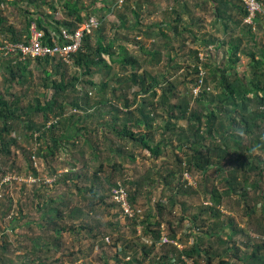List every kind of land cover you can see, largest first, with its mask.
Returning <instances> with one entry per match:
<instances>
[{
	"label": "trees",
	"instance_id": "obj_1",
	"mask_svg": "<svg viewBox=\"0 0 264 264\" xmlns=\"http://www.w3.org/2000/svg\"><path fill=\"white\" fill-rule=\"evenodd\" d=\"M22 1L26 0L14 2L0 0V6L5 3L17 6ZM103 1L102 7L98 8L97 2L85 5L84 0H65L62 5L64 18L55 20L52 13L33 12L29 7L30 5L49 6L56 12L57 7L54 3L48 0H28L30 3L26 2L28 7L19 5L24 8L23 15L26 18L25 30L20 33L13 26L9 27V20L2 15L3 9H1L0 35L7 39H10L8 36L12 35L10 39L12 42L26 41L34 21H37L40 28L48 35L51 30L57 32L67 29L73 32L92 16L101 21V26L92 34L85 36L82 48L71 56V62L53 57L35 61L38 63L37 69L43 70L47 76L44 87L47 90H54V93L51 98L47 97V93H45V99L36 98L27 109L21 106L23 96L12 91L17 85L25 87L31 82L34 71L30 67L33 62L15 64L13 58L1 60L0 69L5 71V75H0V87L4 84L3 87L7 91L0 95V164L7 167V163L12 160L17 151H23L29 156L27 157L31 163L29 169L34 171L35 176H39L40 173L34 167L32 158L38 156L48 164L56 160L62 151L70 152L80 142H84L83 144L91 150L94 159L98 160L99 152L102 150L99 139L96 138L105 142L104 149L109 150L112 155L120 156L122 152L127 153L123 158L131 159L132 162L137 160L134 150L137 148L149 152L155 162L165 155L167 149L184 151L186 152L184 157L180 154L176 156V167L168 169L165 175L158 170L156 177L153 178L149 173L143 178L153 186L165 185L169 195L153 202L149 193L146 213L135 215L130 219L131 223L125 224L138 235L137 243L127 238L123 231L124 224L121 222L101 221L102 212L106 211V207L112 209L119 206L114 200L107 203L110 197L113 198V193L110 195L111 193L106 194L105 191L98 190L103 186L100 179L101 173L104 172L105 160L110 162L112 157L106 158L97 167L94 172V183L90 188L81 187L78 185L79 182L75 181V179L88 180V172L75 173L71 170L56 179V184L66 185L68 193L73 190L72 188H76V192L82 196V199L88 201L86 203L89 213L85 214L81 208L74 207L69 211V218L76 221H83L86 217L90 219L80 227L89 233V238L94 240L103 237L111 242L113 232L110 229L116 227L120 229L118 231L121 234L115 246L118 247V243L123 242V247L113 257L114 264H186L184 256L202 263L203 254L208 255L207 264H212L214 254L220 255L221 264H234L228 259V253L236 247L231 243L234 244V234L239 233L246 237L244 244L254 247L249 256L242 257L245 263L264 264V239L261 237L264 234L259 233L255 236L238 224L235 216L228 215V219H225L226 215L223 212L225 200L234 198L237 204L245 206L247 222L260 221L263 223L261 227L264 230V156L256 155L257 152L264 154V47L260 48V44L257 43L254 29L245 24L249 14L246 6L240 0H210L214 5L217 21L222 23L227 38L221 40L213 34L211 40L205 41V45L208 47L214 44L218 51L224 49L227 60L224 58L223 61L216 63L213 51L210 53L206 48L208 54L202 58L201 51L197 50L195 51L197 62L185 69L187 74L184 77L167 72L161 79L147 70H141L143 67L138 56L131 53L125 45L116 46L115 38L105 43L103 22L105 17L117 8H114L116 0ZM137 1L141 5L147 0ZM128 2L130 0L124 4L125 7ZM259 2L264 8L263 0ZM102 11H106V15H101ZM134 13L138 17L137 12L134 11ZM177 15V21L182 22L184 20L182 12H178ZM261 21H264L263 14L260 15L258 23ZM121 22L123 27L125 22L124 20ZM215 24L218 25V23ZM183 30L186 33L191 31L195 42L199 40L194 29L187 26ZM176 31L178 36L185 33L180 32L179 26L176 27ZM140 34L149 38L153 36V33L148 31L145 33L141 31ZM161 34L164 37L168 36L165 31H161ZM248 36L256 38L255 49L258 50L249 51L247 46L245 47ZM138 37L143 38L141 35ZM141 48L145 50L143 45ZM150 54L156 56L153 63H161L160 59H157L158 52ZM243 54L251 59L249 72L244 73L239 71ZM106 55L109 59L105 58ZM115 65L121 72L115 71ZM71 68L76 71L73 73ZM181 69L182 67H179L176 72L179 73ZM129 70L132 73L127 76ZM202 70L207 74L202 91L196 97L194 90L200 84ZM189 77L195 78L188 80ZM186 83L192 84L191 90L186 89L182 93L181 85ZM135 88L137 89L133 97H129L131 90ZM108 93L111 94V99L107 96ZM92 95L96 96L93 102ZM138 98L140 100L137 102ZM37 117H41L42 122H38ZM158 119H163L164 124L157 128ZM109 134L117 141L110 139ZM158 134L160 139H157ZM21 136L27 140H36L38 148L35 152L24 147ZM247 138H250L248 145L244 144ZM122 142L131 148L122 146ZM235 152L238 156L236 158L238 166L231 164ZM81 153L82 157H85V153L82 151ZM16 164V162L13 163L12 170H15ZM80 164L82 169L89 167L86 159L80 161ZM111 164L115 169L123 167L122 162L116 161ZM3 167H0V174L7 176L8 172L6 173ZM19 172L23 174L22 170ZM187 172L202 174L198 188L193 185L191 187L185 179ZM49 173L50 177L56 176V170L52 167ZM214 178L223 181L224 191L216 185ZM144 180L142 184L127 180L131 186L128 190L133 206L138 197L142 196L140 188L146 184ZM108 184L107 190L111 192L120 183L113 184L108 181ZM250 187L255 189L253 193ZM132 190L134 192L131 193ZM181 194L200 198L204 195L210 196L212 201L211 204L204 205L206 210L201 213L202 215L195 214L192 220L194 224L187 229L188 231L184 230L185 234L179 232V224L186 220V217L183 216L177 225L163 218L168 208L164 200L174 208L178 205V197ZM1 200L0 197V209ZM260 201H262L261 204H259ZM57 202L62 206V197H59L58 201L53 200L51 205ZM55 209L52 210L55 211L56 218L65 216L60 208ZM206 214H209L213 220L211 226L208 224L207 230L202 228L203 225H207V221L205 222L204 218L201 219V216ZM200 219L203 222L202 225L198 224ZM165 222L170 224L169 227L163 226ZM139 225L142 226L141 230L138 229ZM219 229L221 232H218ZM65 230H67L65 227L56 226L58 234ZM72 230L76 232L78 229L74 226ZM165 230L167 232H164ZM202 233L210 237L226 233L229 240L225 241L227 244L225 252L211 253L212 247H205L206 236ZM164 234L168 237L166 242L161 241ZM181 235L188 240L185 243H189L191 237L194 238L190 247L183 249L178 247L177 243ZM137 246L142 249L141 256L136 252ZM159 246L162 249L161 256L156 255L152 261L148 262Z\"/></svg>",
	"mask_w": 264,
	"mask_h": 264
},
{
	"label": "rangeland",
	"instance_id": "obj_2",
	"mask_svg": "<svg viewBox=\"0 0 264 264\" xmlns=\"http://www.w3.org/2000/svg\"><path fill=\"white\" fill-rule=\"evenodd\" d=\"M7 1L14 2L15 0ZM48 1L56 5V12L54 10L52 11L49 6L40 7L38 5H30L29 7L33 12L40 11L42 13H52L55 20L63 19L64 10L62 9V5L64 4L65 0ZM26 2L30 4L28 0H26L22 1L19 5H21V7H28V4H26ZM84 2L85 5H89L91 2H97L96 7L98 8H101L104 4L103 0H84ZM145 2H142L141 5L143 6H141L137 0H130L126 7L124 6L117 9L115 8L116 10L113 13L107 15L103 22L105 24V43H108L115 38L116 46L121 44L128 47L131 53H133L135 56H138L139 62L143 67L141 68V70H147L153 75H158V78L161 79H163V74L167 72H170L171 75L176 76L178 74L184 77L187 74L185 69L189 65H195V63L197 62L195 51H201L200 56L203 58L208 54V50L206 48L209 49V52L213 51L216 63L223 61L224 58H226L227 60L224 49L218 51L216 45L208 47L204 46L205 48H203L199 43L195 42V39H193V36H191L188 31L186 33L183 30L189 25L190 22L189 18L183 20L182 22L177 21V13H180L181 11V3L184 2L183 0L180 1L181 3H171L170 1V3L165 4L159 2V0H147ZM19 5L15 6L5 3L0 6V11L1 9H3V12L1 13L4 17L8 18L9 27L13 26L14 29L20 33L21 31L25 30L26 18L23 15L24 8H21ZM172 5L174 7L171 8ZM162 6L165 7V9ZM159 9L161 10L162 14L158 13ZM202 9L203 13L205 12V10L207 11L206 15L209 17L210 21L208 20L207 16H204V14H202L201 16L206 17L205 22H211L210 26L213 30V32L210 33V36H208L207 40L212 39V34H214L221 40L226 39L227 37L225 35L224 27L221 22L217 21L214 5L210 2V0L207 5H204V7H202ZM134 11L137 12L138 17L135 15ZM100 14L106 15V11H102ZM162 19L164 20L162 21ZM121 20H124L125 22L123 27ZM160 23L164 24V27L161 28H164L165 30H162L159 27ZM214 23H218L219 27L217 28H220L219 30L216 29L218 32H216L215 30L216 27H214L213 29ZM177 26H179L180 32H185L183 35H177ZM203 26L204 24L201 27ZM201 27L199 26V28ZM257 28L258 29L254 30L255 36L257 37L256 41L258 44H260V48H262L264 47V21L259 22V26H257ZM141 31L143 33L147 31L148 33H153V36L150 38L143 36L144 34H140ZM161 31H165L168 36L164 37L161 34ZM138 35H141V37L143 38L138 37ZM199 35L202 36L203 34ZM8 37L11 39V37L13 36L10 35ZM185 39L188 40L186 41ZM255 39L256 38H253L252 36L246 37L244 45L245 47L247 46L246 48L249 51L258 50L255 49ZM142 45L145 47V50H142ZM116 51L119 52L118 48H116ZM152 52H158L159 56L157 57V59H160V64L153 63L155 62L154 57L156 56H152L150 54ZM105 58L109 59L107 55L105 56ZM1 60L2 59H0V62ZM28 61L33 62L32 66L30 67V69L34 71V75L30 79L31 82L25 87H23L22 85H17L15 90L12 91V93L17 92L23 96V102L21 105L23 109H27L28 106L30 104H33L35 99L38 97H43V99H45V93H47L48 98H51L54 93V90H47L44 87V80L47 78V76L45 75L43 70L37 69L38 63L35 62L36 60H27L26 62ZM250 62L251 59L247 55L243 54L242 60L239 63V71H241L242 73L249 72ZM179 67H182V69L178 73L176 71L179 69ZM71 71L74 73L76 70L72 69ZM115 71L121 72L116 65ZM131 73V70H129L127 72V76H130ZM0 75H5V71L3 69H0ZM194 78L195 77H189L188 80H192ZM3 86L4 84L0 87V95L5 94V91H7ZM191 87V83L181 85L182 93L186 89L191 90ZM136 89L137 88L131 90L129 97H133ZM110 95V93H108L107 95L109 96V99H111ZM95 99L96 96L92 95V102ZM139 100L140 98H138L137 102ZM113 102L116 103L114 99ZM37 121L42 122V118L37 117ZM163 124V119H158L156 122V127L158 128ZM100 136L102 137L101 134ZM109 137L110 139L116 140V138H114L110 134ZM96 139H99V145L101 146L102 150V152H99L98 160L94 159L91 150L87 145L83 144L84 142L78 143V146L76 148H72L70 152L67 150L62 151V153L56 160L50 161L48 164L45 162V160L38 156L36 158H32V161L34 160V167L40 173L39 176H35L34 171L29 169L31 164L30 161L27 160L29 156L23 151H17L12 160L7 163V167H3L2 163L0 164V167H3L6 173L8 172L7 176L0 174V197L2 198V207L0 209V264H114L113 257L117 254L118 250L120 251L121 247H123V242H120V244L118 243V247L115 246V244L117 245V238L121 234V232L118 231L120 229H118L117 227V229H110V231L113 232V239L111 240V242L108 240V238L103 239V237H100L98 240L89 238V233L82 230L80 226L87 223L90 219H88L86 216V218H83V221H76L69 218V211L73 210L74 207L81 208L85 214L89 213V209L87 208L86 203L88 201H84V199H82V196L76 192V188H72L73 190L68 193L66 185H64L63 183L56 184V179L62 177V175H65L66 173H68V171L71 170L75 173L88 172V180L82 181L75 179V181H78V185L81 187L85 186L90 188L94 183V172L96 171L97 167L106 158L112 157L110 162L108 160H105L104 172L101 173L102 178L100 179V182L103 184V186L102 188H98V190L101 192L105 191L106 194L111 193L110 195H112L113 193L114 195L113 190L111 192L107 190V188L109 187L108 181L113 184H125L126 186H124L128 191L130 198V192L128 189H130L131 186L127 183V180L133 181L137 184H142L144 180L143 178L149 173L153 178L157 176L156 172L158 170L163 172L161 173L162 175H165L168 169L176 167V156L180 154L184 157V155L186 154V152L184 151L182 152L180 150L178 151L175 149H167L165 151V155L155 162L152 160L153 158L149 152L144 151L141 148H137L134 149L137 160L135 162H132L131 159L123 158V156L127 153L124 154V152H122L120 156L112 155L109 150L104 149L105 142L100 138ZM157 139H160V134L157 135ZM21 142L24 147L28 148V150L30 151L35 152L36 148H38L36 140H27L21 136ZM249 143L250 138L245 139L244 144L248 145ZM122 146L128 149L131 148L124 142H122ZM81 151L85 153V157H82ZM256 155L264 156L262 152H257ZM233 156L234 158L231 164L238 166L236 162V158L238 157L237 153L235 152ZM113 158H115L114 161ZM84 159H86L89 164V167H87L86 169H82V166L80 164V161L82 162ZM116 161L120 163L122 162L123 167L120 166L117 169L112 167L111 162ZM14 162H16L17 164L15 170H12L14 168H11V166ZM50 167L56 170L55 177L49 176ZM19 170H22L23 174L20 173ZM191 173L198 182V184L194 183L197 185L193 186L198 188L202 180V174L198 172ZM214 180L218 183H216V185H218V187L222 191H224L225 188L223 185V181L215 178ZM145 183L146 184L142 185V188H140L142 196L140 198L138 197L137 202L134 204V206L132 205L135 211V215H144L146 213L148 206V197L150 196H148L149 193H151V199L153 200V202L158 201L161 197L169 195V192L165 190V185L153 186L147 181H145ZM210 185H213V183H210ZM190 186L192 187L191 184ZM191 187L190 189H192ZM249 189L252 193L255 190L253 187H250ZM132 192H134V190H132L131 193ZM87 195L90 196L89 194ZM59 197H62L63 205L61 206V204H59L58 202L54 205H51V202L53 200L58 201ZM113 200L114 196L113 198L110 197L107 200V203H111ZM178 201V205L173 208L164 200V204L167 205L168 208L163 218L177 225V223L183 216L186 217V220L179 224V232H182L184 234V230L189 229L190 226L194 224L192 220L193 218H195V214L202 215L201 213L206 210L204 205L211 204L212 202L210 196L206 197L204 195L200 198L188 194H181L178 197ZM257 201L258 200H256V202ZM236 202L237 200L234 198H228L225 200L223 206V212L226 215L225 219H228V215H233L236 217L238 224H241L243 228H246L255 236H258L257 234L259 233L264 234V230H262L261 227V224L263 223H261L260 221H255L253 223H250L249 221L247 222V214L244 209L245 206L242 207V205L237 204ZM261 203L262 201H260L259 204ZM10 208L12 209L10 210ZM53 208H60L61 212H64L65 216L56 218V215H54L55 211L52 210ZM102 213L103 214L101 221H103L104 223L109 221H113L114 223L121 222V224H124V227L123 225L122 227L123 231H125L126 233L127 238H131L132 241L137 243L138 235L134 234L130 226L125 225L131 223V218L123 213L120 206L112 209L106 207V211H103ZM116 214H118V217H116ZM202 218L205 219V222L207 221V225H203L202 228L207 230L208 224H210L211 226V223L213 222L212 217L209 214H206L204 216H201V219ZM201 219L198 224L202 225L203 222ZM165 225H168L169 227L170 224L165 222L163 226ZM56 226L62 228L65 227L67 230H65L61 234H58L56 232ZM74 226L78 229L76 232L72 230ZM141 228L142 226L139 225L138 229L141 230ZM115 230H117V232H115ZM164 232L167 231L165 230ZM218 232H221V229H219ZM180 237L181 239L178 240V247L180 249L190 247V243L194 241V238L191 237L190 242L185 243L186 241H188L186 237L184 235H181ZM205 239V247H212L211 253L213 254L216 252L224 253L227 249V244L225 243V241H228L229 239L226 233H221L220 236L214 235L212 237L207 235ZM244 239H246V237L244 238V235L242 233L234 234V244L231 243V245H235L236 247H234L228 253V259L231 260L234 264H246L242 257L245 258L249 256L254 250V247H252L251 245H247L246 243L244 244ZM49 250L51 251L49 252ZM136 252L139 256H141L143 253L142 249L138 246L136 247ZM161 254L162 249L159 246L154 251L148 262L152 261L156 255L161 256ZM213 259L214 260L212 264H221L220 255L214 254ZM126 261H129V259H126ZM201 261L202 264H207L208 255L203 254Z\"/></svg>",
	"mask_w": 264,
	"mask_h": 264
},
{
	"label": "built area",
	"instance_id": "obj_3",
	"mask_svg": "<svg viewBox=\"0 0 264 264\" xmlns=\"http://www.w3.org/2000/svg\"><path fill=\"white\" fill-rule=\"evenodd\" d=\"M128 0H116L114 8H121ZM246 6L249 14L245 19V24L258 29V20L260 15H264V9L259 0H240ZM101 21L92 16L86 19L75 31L71 32L67 29L60 31L51 30L50 34L41 29L37 21L31 24L30 36L23 42H12L10 39L0 35V59H14V63L26 62L27 60H37L40 58H58L67 62H71V56L76 54L83 45L86 35L92 34L99 29ZM204 58V57H203ZM206 72L202 70L200 84L195 88L194 94L198 97L204 85ZM185 179L191 185H197V180L192 173H185ZM196 180V181H195ZM114 200L121 207L123 213L130 218L135 216V211L130 202L129 193L124 186L119 184L114 190ZM264 239V236H261ZM162 242L168 241V237L164 234ZM176 243V242H175ZM178 244V243H177ZM186 264H202L197 263L193 259L185 257Z\"/></svg>",
	"mask_w": 264,
	"mask_h": 264
},
{
	"label": "crops",
	"instance_id": "obj_4",
	"mask_svg": "<svg viewBox=\"0 0 264 264\" xmlns=\"http://www.w3.org/2000/svg\"><path fill=\"white\" fill-rule=\"evenodd\" d=\"M170 1H171V3H174V2L175 3H178V2H180L182 0H164V2H163V0H159V2H162L163 4L170 3ZM183 1L184 2H182L183 5L181 6V11L180 12H182V15L184 17V20H186L187 18H189L190 22H189V25L188 26L190 27V29H194V32L199 37V40H197L196 43H199L201 47L205 48L206 47L205 41L208 39V36H210V33H212L213 30L211 29V26H210V23L211 22H205V18L206 17H202L201 15L204 14V16H207L206 15L207 14V11L205 10V12L203 13L202 7H204V5H207V3L209 2V0H183ZM174 5H176V4H174ZM172 7H174V6L172 5L171 8ZM163 8L165 9V7H163ZM186 8H187V10H185ZM158 13L162 14V12H161L160 9L158 10ZM163 20L164 19H162V21ZM208 20H209V17H208ZM203 24H204V26L201 27ZM197 25H199L202 29L199 28V26H197ZM159 27H164V24H161L160 23V26ZM214 27H216L215 30L216 29H218V30L220 29V28H217L219 26L217 24H215V23L213 24V29H214ZM204 30H205V33H204ZM216 32H218V31L216 30ZM190 34L192 36V32L191 31H190ZM199 34H203V35L200 36ZM213 45L214 44H210L209 46H213Z\"/></svg>",
	"mask_w": 264,
	"mask_h": 264
}]
</instances>
